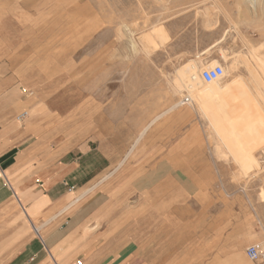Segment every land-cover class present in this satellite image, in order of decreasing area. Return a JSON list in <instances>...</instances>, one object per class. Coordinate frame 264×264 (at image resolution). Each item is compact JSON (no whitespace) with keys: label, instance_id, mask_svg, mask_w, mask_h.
Listing matches in <instances>:
<instances>
[{"label":"rangeland","instance_id":"1","mask_svg":"<svg viewBox=\"0 0 264 264\" xmlns=\"http://www.w3.org/2000/svg\"><path fill=\"white\" fill-rule=\"evenodd\" d=\"M216 60L227 73L213 87L245 79L259 98L227 102L238 110L229 148L181 87ZM204 85L197 94L216 102ZM0 117L49 148L107 152L100 227L120 250H135L138 198L150 196L170 264H254L245 248L264 244V0H0Z\"/></svg>","mask_w":264,"mask_h":264},{"label":"crops","instance_id":"2","mask_svg":"<svg viewBox=\"0 0 264 264\" xmlns=\"http://www.w3.org/2000/svg\"><path fill=\"white\" fill-rule=\"evenodd\" d=\"M29 133L0 121V264H170L154 197L148 206L138 198L135 250H120L100 227L112 189L105 150L49 148Z\"/></svg>","mask_w":264,"mask_h":264},{"label":"bare ground","instance_id":"3","mask_svg":"<svg viewBox=\"0 0 264 264\" xmlns=\"http://www.w3.org/2000/svg\"><path fill=\"white\" fill-rule=\"evenodd\" d=\"M224 35V34H223ZM223 37H221L219 39L222 40ZM255 56V55H254ZM257 56L254 57V59L256 58ZM222 58L225 59L226 57L224 55H222ZM259 59L256 58V60ZM255 61V60H254ZM196 63V62H195ZM212 63V62H211ZM209 66H212L213 64H211ZM215 63H219L221 64V62H219L218 60L215 61ZM208 66V67H209ZM261 67V66H260ZM189 68L194 70L195 69V64H190L189 65ZM198 69V68H197ZM262 69V68H261ZM248 71V70H247ZM227 73V70L224 69V72H223V75L217 79V80H214V81H211V82H204L201 77H200V72L198 73L197 70L194 71V74L192 73V75L190 76L189 78V81L188 82L186 79L185 81H183V83L181 82V87L188 93V97H192L193 99L197 100V110L198 112L200 113V115L206 119L208 121V124H210V126L215 130V132L218 134V136L220 137L221 141L223 142V144L229 148V142L232 140V138L234 139V136H236V134L238 135V132H236V130L234 129L235 127H233L232 125V128L230 130H235L234 132H236V134L234 136H232L231 134H229L230 132H228L229 130H227V126L228 124L230 125L231 127V124H233V120L231 118V115L232 113H234L237 108H235V106H230L229 103H227L229 100L231 101H235V100H238L240 102V105L241 106H247L248 102H251L253 101L252 103H254V101L256 103H259L258 99H257V95L256 93L254 92V90L249 86V84L245 81V79H241L240 81H235V84L234 86L232 87H229V86H226L222 91H218V89L216 88L219 82L220 79H222ZM256 73H258L256 71ZM187 78V77H186ZM253 79V77H252ZM254 81V79H253ZM198 82H202L203 84H205L207 86V88H209V90L212 92L213 97H217V101L216 102H213L210 98V96H207L206 98H202L201 97V94L198 95L197 92L195 91V88H194V84L198 83ZM258 83V82H257ZM255 85H258L256 84V81L254 83ZM204 85V86H205ZM214 85H216V87H213ZM201 86V85H200ZM252 86V85H251ZM234 87V88H233ZM253 87V86H252ZM256 87V86H255ZM257 88H259V86H257ZM202 90V89H201ZM236 90V91H234ZM259 92V91H258ZM262 93V91H260ZM260 94V93H259ZM261 96V95H260ZM212 97V96H211ZM179 104H183L182 101L179 102L178 104H175V106L173 105L171 108H169L167 111H170L174 108L177 107V105ZM259 105V104H258ZM252 106V104H251ZM261 106V105H260ZM250 107V106H249ZM255 107H256V104H255ZM254 107V108H255ZM230 108V109H229ZM240 108V107H239ZM261 109H263V107L261 106L260 107ZM240 110V109H239ZM179 112V110H178ZM238 112V110H237ZM236 113V116L238 115ZM248 112V111H246ZM241 113H244L241 114ZM164 114V113H163ZM239 114L240 115V119H244V118H247L245 117V112H240ZM247 114V113H246ZM251 115V111H249V113ZM162 115V114H161ZM199 115V116H200ZM234 115V114H233ZM160 116V115H159ZM159 116H154V119L158 118ZM233 117V116H232ZM153 119V118H152ZM153 119V120H154ZM248 120V119H247ZM257 120V119H256ZM245 123V122H244ZM250 124V123H249ZM245 125V124H244ZM248 125V124H247ZM149 126V125H148ZM254 126V125H252ZM248 127H251V126H248ZM247 127V129H248ZM246 128V127H245ZM252 128V127H251ZM245 129L244 133L247 134H257V131L255 132L254 130V127L252 129ZM254 129V130H253ZM260 131V130H259ZM258 131V132H259ZM264 131V130H263ZM255 132V133H254ZM143 134V133H142ZM240 134V132H239ZM231 135V136H230ZM241 135H239L240 137ZM238 137V138H239ZM237 141V140H236ZM257 143V142H256ZM245 145V143H243ZM233 145V144H231ZM236 147H238V149H242V147L240 148V144L236 145ZM245 149V148H244ZM243 150V149H242ZM251 154V153H250ZM248 156V155H247ZM245 157V156H244ZM242 159V158H241ZM252 158L249 156V157H245L243 159V166L244 167H250L251 166V162H252ZM116 169V168H115ZM108 177V176H107Z\"/></svg>","mask_w":264,"mask_h":264},{"label":"built area","instance_id":"4","mask_svg":"<svg viewBox=\"0 0 264 264\" xmlns=\"http://www.w3.org/2000/svg\"><path fill=\"white\" fill-rule=\"evenodd\" d=\"M224 72V68L221 64L217 63L213 66L205 67L200 71V77L204 82H211L219 79ZM23 93H27L26 89H22ZM189 101L188 97H185L182 101L186 104ZM28 116L26 110H22L15 116V120L18 123H22ZM245 255L254 264H264V244L262 242H256L248 245L245 248Z\"/></svg>","mask_w":264,"mask_h":264}]
</instances>
